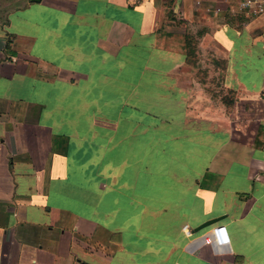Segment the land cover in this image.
Masks as SVG:
<instances>
[{
  "label": "crops",
  "instance_id": "1",
  "mask_svg": "<svg viewBox=\"0 0 264 264\" xmlns=\"http://www.w3.org/2000/svg\"><path fill=\"white\" fill-rule=\"evenodd\" d=\"M0 264H264V0H0Z\"/></svg>",
  "mask_w": 264,
  "mask_h": 264
},
{
  "label": "built area",
  "instance_id": "2",
  "mask_svg": "<svg viewBox=\"0 0 264 264\" xmlns=\"http://www.w3.org/2000/svg\"><path fill=\"white\" fill-rule=\"evenodd\" d=\"M185 233L187 236H194L192 230L188 229V227L185 229ZM204 241L207 245L214 246L217 249H222L230 243L228 232L225 227H212L209 233L205 235Z\"/></svg>",
  "mask_w": 264,
  "mask_h": 264
},
{
  "label": "water",
  "instance_id": "3",
  "mask_svg": "<svg viewBox=\"0 0 264 264\" xmlns=\"http://www.w3.org/2000/svg\"><path fill=\"white\" fill-rule=\"evenodd\" d=\"M41 1H42V0H32L33 3H39V2H41ZM221 220H223V218H219V219H215V220L209 221V222H207V223L201 225V226L198 227L197 229H195V230L193 231V234H194V235H195V234H198V233H200L201 231H203V230H205V229H207V228H209V227H212V226L216 225V224L219 223Z\"/></svg>",
  "mask_w": 264,
  "mask_h": 264
}]
</instances>
